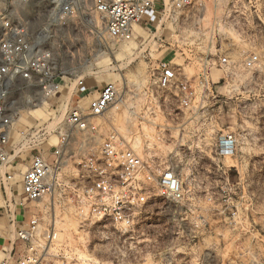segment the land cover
I'll use <instances>...</instances> for the list:
<instances>
[{"label": "built area", "instance_id": "1", "mask_svg": "<svg viewBox=\"0 0 264 264\" xmlns=\"http://www.w3.org/2000/svg\"><path fill=\"white\" fill-rule=\"evenodd\" d=\"M19 1L0 15V218L14 233L0 247V264H50L45 248L56 236V197L79 219L123 227L157 196L183 198L177 173L138 153L111 126L116 82L90 81L80 69L106 45L117 48L144 31L154 43L175 45L198 69L192 83L180 64L158 62L155 84L175 91L184 107L195 98L193 84L212 82L213 68L223 81L249 74L264 90V77L254 76L264 67V0H24L18 9ZM44 105L45 121L15 127ZM236 142L232 133L221 136L216 154L231 156ZM40 203L43 210L31 211ZM16 207L29 210L28 218L17 220ZM17 243L24 250L13 258Z\"/></svg>", "mask_w": 264, "mask_h": 264}, {"label": "rangeland", "instance_id": "2", "mask_svg": "<svg viewBox=\"0 0 264 264\" xmlns=\"http://www.w3.org/2000/svg\"><path fill=\"white\" fill-rule=\"evenodd\" d=\"M23 1L15 8H21ZM11 3L0 0V15L13 7ZM95 21L101 32L98 13ZM141 35L117 48L106 45V51L79 73L90 81L116 82L118 97L112 108L119 118L112 120L111 108L107 114L111 126L132 148L138 141L134 148L138 153L171 167L182 181L183 198L170 201L157 196L132 226L123 227L109 219H79L69 202L60 204L56 197V236L47 260L50 264H264L263 86L258 80L249 82L250 75L244 73H237L239 82L228 77L223 81V71L213 68L212 82L193 84L195 98L184 107L175 91L155 84L158 62L180 64L192 83L198 69L187 65L175 45L154 43L156 38L144 31ZM231 55L240 58L236 47ZM254 76L261 80L264 67ZM47 113L44 105V111L24 115L15 127L37 118L45 121ZM229 133L237 140L234 152L218 156L215 144ZM37 208L43 210V204L30 207ZM10 237L14 238L13 231ZM23 250L17 243L13 258ZM3 257L0 253V261Z\"/></svg>", "mask_w": 264, "mask_h": 264}, {"label": "crops", "instance_id": "3", "mask_svg": "<svg viewBox=\"0 0 264 264\" xmlns=\"http://www.w3.org/2000/svg\"><path fill=\"white\" fill-rule=\"evenodd\" d=\"M14 211H15L17 220H20L23 216L25 217V219L28 218L29 210L16 207ZM11 231H13V228L8 225L5 217H1L0 218V247L1 245H5L8 243V238L11 239L10 237Z\"/></svg>", "mask_w": 264, "mask_h": 264}, {"label": "bare ground", "instance_id": "4", "mask_svg": "<svg viewBox=\"0 0 264 264\" xmlns=\"http://www.w3.org/2000/svg\"><path fill=\"white\" fill-rule=\"evenodd\" d=\"M131 59V58H130ZM134 60V59H133ZM129 61V60H128ZM120 67V66H119ZM110 117H112V120H114V121H116V120H118V118H119V116H118V113L115 111V107L114 108H112V113H111V116ZM139 146V143H138V141H136L135 142V144H133V147L134 148H136V147H138ZM73 224V223H72ZM75 225V224H74ZM45 249H48V251L50 250V247L48 248L47 246H46V248Z\"/></svg>", "mask_w": 264, "mask_h": 264}]
</instances>
